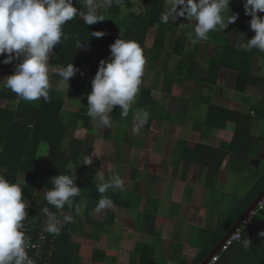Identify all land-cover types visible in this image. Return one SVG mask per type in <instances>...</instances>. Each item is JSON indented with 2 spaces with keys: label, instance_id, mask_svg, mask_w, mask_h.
<instances>
[{
  "label": "crops",
  "instance_id": "0c3cea01",
  "mask_svg": "<svg viewBox=\"0 0 264 264\" xmlns=\"http://www.w3.org/2000/svg\"><path fill=\"white\" fill-rule=\"evenodd\" d=\"M254 35V31L236 28L221 30L219 43L229 46L224 49L226 63L219 71L205 73L200 67L209 68L216 42L194 43V76L184 77L174 87L178 101L173 105L180 107L174 110L179 112L178 124L154 121L135 133L133 124L126 130L112 121L101 137L82 124L77 126L74 137L93 147L92 153L83 157L91 163L83 164L93 167L97 178L119 173L125 185L116 191L122 195L119 199L115 196L116 202L123 201L129 207L113 201L110 208L97 212L95 181L79 177L77 207L81 211L67 213L73 222L66 227L73 229L69 238H61L55 263L65 259L66 264H181L200 257L220 217L236 200L249 196L264 178V52L240 47ZM253 52L256 54L251 58ZM242 53L249 55L241 62ZM239 66L248 73L242 74ZM158 85H162L160 79ZM164 93V103L169 107L171 94ZM63 97L66 105L78 98L72 97L69 89ZM92 125L93 129L94 125L106 129L93 120ZM238 125L247 134L236 136ZM70 140L64 138V146ZM180 140L186 141L187 147L176 163L174 148ZM108 146L114 148L113 157L107 152ZM46 190L37 187V193ZM263 219L261 214L259 226ZM263 241L260 239L264 245ZM239 247L225 252L219 263L242 262L245 255Z\"/></svg>",
  "mask_w": 264,
  "mask_h": 264
},
{
  "label": "trees",
  "instance_id": "16d2710c",
  "mask_svg": "<svg viewBox=\"0 0 264 264\" xmlns=\"http://www.w3.org/2000/svg\"><path fill=\"white\" fill-rule=\"evenodd\" d=\"M166 1L144 0L139 3L137 0L134 2L119 0V3L114 2L112 5L107 6L106 15L100 10L105 17L104 21L86 25L83 15H77L76 18L68 21L63 26L67 39L62 40V43L56 46L49 58V71L52 75H50L51 89L48 102H45L42 98L32 102L20 100L15 93L7 89L4 86L6 77L13 73L15 65L19 61L13 60L12 63L4 64L3 60L7 54L0 55V70L5 71V80L0 88V175H4L10 182L18 183L22 187L24 199L31 198L39 203L42 208L47 206L50 211L63 218L67 213L76 211L81 195L74 198L72 208L65 205L62 209L65 211H62L47 205L44 193H37V187L41 186L49 189L52 185L51 178L59 174L76 177V184L80 179L79 177H86L90 182L95 181L94 184L96 185L99 182L98 178L95 177L93 167L83 164V157L92 153L93 147L74 137V131L79 124L92 131V119L87 115V109H79L78 107L71 109V106L73 107L76 104L75 101L72 102L74 105L71 104L68 109L65 108L66 102L63 94L60 96V90L58 89V83L62 79L55 73L72 62L74 66L80 69L74 78L81 82L70 83L68 89L72 97L76 92L81 99L87 100V94L91 91V81L98 70L99 62L101 59H111L109 46L117 38L121 37L125 40L137 42L141 46L144 56L149 60V64L153 67L155 63L161 60L162 54L165 53L168 47V38L173 36L170 41V51L167 52V55L172 58L178 56L181 60L176 66L172 67L173 70L164 69L161 85L164 92L171 94V105L169 107L162 105L161 101L155 97L153 88L144 86L140 90L138 103L133 105V110L145 109L150 113L149 122L144 129L150 127L154 121L160 124L166 121L178 124L179 112L174 110H179L180 107L173 105V102L178 101V96L174 94V87L181 83L184 77L194 76L197 50L195 48L190 51L186 50L190 29L187 28L179 32L181 25L189 27V20L179 18L178 22L163 23L161 21L162 14L170 8L166 6ZM243 4L244 0H231L229 7L231 13L237 15V19L228 27L236 28L238 31L245 30L249 33L253 31L251 28H247L251 16L245 15ZM74 6L80 9L81 13L86 12L83 0H76ZM126 6L130 9L129 13L123 12ZM133 8L139 9V11L133 12ZM231 13H228V15H231ZM260 16H264V12ZM95 31H104L105 35L101 38L91 36V33ZM151 31L155 34L154 37H150ZM209 37L207 41L197 42L198 45L202 42H216V52L209 63V68L202 69L200 67V70L204 73L212 72V70L219 71L224 66V63H226L224 49L229 47L223 42L219 43V32H210ZM225 37L223 36V39ZM79 42H81V47L77 49L76 45ZM83 46H88L87 49L91 50L90 53L83 51ZM255 54L256 52H253L250 57H254ZM248 55L242 53L239 58L240 61H246ZM223 58L225 62H223ZM231 66H234V64H231ZM238 69L242 74L248 73L241 66ZM3 102H7V104L4 105ZM14 102H17L15 108L12 104ZM211 109L224 110L216 107ZM231 113L241 116L237 112ZM111 120L127 130L131 124L132 114L130 112L128 118L124 119L120 116L119 106H116ZM243 133L247 134V130L238 125L235 135ZM67 137L71 140L67 146H64L63 140ZM118 137L121 138L122 133H119ZM186 145V141L180 140L174 148L176 163L183 156ZM70 164L72 165L71 168L69 167ZM263 189L264 178H260L257 187L251 190L249 196L236 200L233 206L228 209V212L220 217L221 221L217 226V230L212 232L214 236L202 249L200 257L191 262L183 261L181 264H201ZM106 195L114 202L117 201L116 197L118 199L122 198L120 192L117 193L111 190ZM99 199L100 194L98 198L92 200L98 203ZM119 201L116 202L117 205L129 207L127 203ZM261 214H264V209ZM260 215L255 217L256 223L243 232V239L248 237L251 245L245 249L242 246V241H240L226 251L227 253L235 246H240L239 249L245 257L238 264H264V245L260 242V239H264V236L259 235L260 232L264 231V223L259 226ZM72 229H67L65 224L61 233L56 235L58 237L57 246L55 245L57 250L60 242H62L61 238H69ZM56 251L51 257V264L55 263V257L58 255ZM57 264H60V262ZM217 264L221 263L218 261Z\"/></svg>",
  "mask_w": 264,
  "mask_h": 264
},
{
  "label": "clouds",
  "instance_id": "9594fccd",
  "mask_svg": "<svg viewBox=\"0 0 264 264\" xmlns=\"http://www.w3.org/2000/svg\"><path fill=\"white\" fill-rule=\"evenodd\" d=\"M76 2V0H75ZM74 0H0V55H5L4 64L19 62L14 71L7 76L4 86L10 89L20 100H50L49 58L57 45L67 39L63 26L83 15L86 25L104 21L100 10L119 0H83L86 12L74 6ZM231 0H171V7L162 14L161 21L169 23L178 18L195 21L189 39L193 43L209 40L210 32H220L234 23L237 15L231 13ZM245 15H250V28L255 35L240 47L243 51L257 49L264 52V0H244ZM133 12L139 9L133 8ZM231 13V15H228ZM104 31H95L91 36L101 38ZM77 49L81 42L77 43ZM111 59H101L99 67L91 81V91L87 94V115L102 126L111 127V113L119 106L120 116L133 120V132L139 133L148 124L150 113L145 109L133 110L137 95L140 93L146 58L141 46L133 40L117 38L110 46ZM80 71L73 63L60 68L55 74L63 82ZM82 74V73H81ZM91 163V159L83 161ZM71 168L72 165L70 164ZM76 177L59 174L51 178L52 188L44 192L47 205L62 210L65 205L72 208L74 198L81 195V188L75 182ZM97 191L100 199L96 211L110 208L113 200L106 195L108 191L123 190L125 181L117 172L107 179L98 178ZM257 205V204H256ZM28 202L23 197L22 187L0 175V264H35L27 249L29 238L23 230L28 216ZM255 208V207H254ZM43 214L47 217L44 230L59 235L65 224L73 222L71 215L63 220L45 206ZM81 209L76 208L80 213ZM264 236V231L259 233ZM250 239L244 238L242 246L247 249ZM220 248V247H219ZM57 250V248H56ZM218 251V250H217Z\"/></svg>",
  "mask_w": 264,
  "mask_h": 264
},
{
  "label": "built area",
  "instance_id": "2783aa9c",
  "mask_svg": "<svg viewBox=\"0 0 264 264\" xmlns=\"http://www.w3.org/2000/svg\"><path fill=\"white\" fill-rule=\"evenodd\" d=\"M28 202V216L24 221L23 230L30 241L27 252L35 261V264H51V257L56 251V235L47 233L44 226L47 217L43 214L42 207L39 203L31 198H25ZM264 209V195L259 199L255 208L240 222L238 227L225 239L218 251L210 258L207 264H217L221 256L231 246L243 240V232L256 223L255 217L260 215ZM58 219L63 220L57 215ZM56 245V246H55Z\"/></svg>",
  "mask_w": 264,
  "mask_h": 264
},
{
  "label": "rangeland",
  "instance_id": "374dc122",
  "mask_svg": "<svg viewBox=\"0 0 264 264\" xmlns=\"http://www.w3.org/2000/svg\"><path fill=\"white\" fill-rule=\"evenodd\" d=\"M132 1L134 2L136 0H131V2ZM137 1L140 3V2H143L144 0H137ZM166 2H167V5L166 6L167 7H171V0H167ZM101 11L103 12L104 15H106L107 6L105 8H103V9H101ZM123 12L124 13H129L130 12V9L126 6L123 9ZM175 21L178 22L179 21V18L177 20H175ZM188 26L189 27H186L184 25H181L179 32H181V31H183V30H185L187 28H189V29L191 28V30L189 32L192 33L193 32V29H194V26H195V21H189L188 22ZM154 30H156V29H154ZM154 36H155V34H153V31H151L150 32V37H154ZM171 39H173V36L168 38V41L169 42L167 44L168 47H167L165 53L162 54L163 56L161 57V60L159 62L155 63V65L153 67L148 63L149 60L145 56V58H146V64H145V68H144V74H143V77H142V84L140 86V88H142L144 86L145 87H152L153 88V91H154L155 97L158 98V99H160L161 104L162 105H165V106H168V105H166V103H164V100H163L164 97H165L164 96L165 93L162 90L161 85L159 87L158 80L160 79V83H161L163 81V76H164V72H165L164 69L165 68H168L167 70H169V71L170 70H173L172 67H174V66L177 65L178 59H179L178 56H176L175 58H172V57H169L167 55V52L170 51V41H171ZM193 45H194V43L192 42V40H190L188 38L186 48L191 49L193 47ZM82 48L84 49L83 51H85V52L90 53V51H91L90 49H87V48H89L88 46H83ZM4 80H5V71L4 70H0V88H1ZM84 81H87V80H84ZM80 82L81 81H79L78 79H76L74 77H72L71 81L68 82V85H67V83H65V82H63L61 80L58 83V89L60 90V96L62 94H63V96L66 95L70 83L76 84V83H80ZM139 96H140V93L137 95L136 102L134 103V105H136L138 103ZM74 97H78V98H76V101H75L76 102V104H75L76 106L74 104H72L74 106L73 107L71 106V109L76 108V107H78L79 109L80 108L87 109V106H88L87 105V100L81 99L79 97V94L76 93V92H75V96ZM16 103L15 102L12 103L14 108L16 107ZM3 104L6 105L7 102H3ZM70 105L71 104H69V105H66L65 104L66 107H70ZM79 109H77V110H79ZM130 122H131V124H133V120H131ZM96 124H99V123L96 122ZM107 129H108V127H106V129H105V128H98L97 125H94V129L92 131L94 133H96V134H99L100 137H101V136H105L104 134L107 131ZM112 133H114V132H112ZM113 151H114L113 146H108L107 147V152L110 153L109 156H111V157L114 156L113 155ZM64 260L61 261L60 264H66V261H64ZM54 264H57V263H54Z\"/></svg>",
  "mask_w": 264,
  "mask_h": 264
},
{
  "label": "water",
  "instance_id": "95a60500",
  "mask_svg": "<svg viewBox=\"0 0 264 264\" xmlns=\"http://www.w3.org/2000/svg\"><path fill=\"white\" fill-rule=\"evenodd\" d=\"M264 195V189L263 191L258 195V197L255 198V200L252 202V204L249 206V208L244 212V214L239 218V220L233 225V227L228 231V233L223 237L221 242L218 244V247H216L210 255L202 262V264H207V262L210 260V258L217 252L219 247L223 244L225 239L230 235L240 224V222L254 209L259 199Z\"/></svg>",
  "mask_w": 264,
  "mask_h": 264
}]
</instances>
